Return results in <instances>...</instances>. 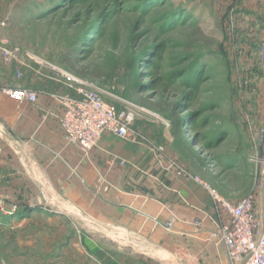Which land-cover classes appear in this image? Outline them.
<instances>
[{
    "label": "rangeland",
    "instance_id": "obj_1",
    "mask_svg": "<svg viewBox=\"0 0 264 264\" xmlns=\"http://www.w3.org/2000/svg\"><path fill=\"white\" fill-rule=\"evenodd\" d=\"M45 1L0 0V41L42 64L34 91L72 95L65 74L87 82L134 113L136 141L225 199L253 197L264 214V0H82L50 13ZM5 67L12 79L0 91L17 79ZM28 177L31 190L0 192V208L16 210L0 213V264H118L100 249L130 238L86 217L48 177Z\"/></svg>",
    "mask_w": 264,
    "mask_h": 264
},
{
    "label": "crops",
    "instance_id": "obj_2",
    "mask_svg": "<svg viewBox=\"0 0 264 264\" xmlns=\"http://www.w3.org/2000/svg\"><path fill=\"white\" fill-rule=\"evenodd\" d=\"M40 78L24 71L12 81L39 90ZM11 79L0 64L1 84ZM37 92L35 104H17L0 93V192L31 190L30 174L37 184L48 177L86 217L130 238L126 248H99L118 264H168L169 258L229 264L223 245L211 238L219 218L209 192L190 177H177L169 154L108 134L85 153L60 129L62 108L52 95L61 91Z\"/></svg>",
    "mask_w": 264,
    "mask_h": 264
},
{
    "label": "built area",
    "instance_id": "obj_3",
    "mask_svg": "<svg viewBox=\"0 0 264 264\" xmlns=\"http://www.w3.org/2000/svg\"><path fill=\"white\" fill-rule=\"evenodd\" d=\"M7 22L8 19H4L0 27H6ZM36 59L30 52L20 47H8L0 41V64L15 65L17 79L22 78L24 71L44 76L42 64ZM261 60L264 66V43ZM50 69L53 70L51 67ZM64 77L74 83L69 85L73 94L57 95L55 99L62 108L59 126L69 144L89 153L98 146L103 135L107 134L124 141L136 142L137 137L131 131L135 121L132 111H116L87 82L66 74ZM0 93L17 104H35L39 97L37 91L25 87H4ZM259 162L264 169V155ZM118 164L124 166L125 162L121 160ZM175 173L177 177L192 178L209 192L219 218L218 227L211 238L223 245L229 264H264V214L256 210L253 197L238 202L230 201L184 170L175 168ZM4 211L0 208L1 214L11 216L16 210L12 208L7 209L6 213Z\"/></svg>",
    "mask_w": 264,
    "mask_h": 264
},
{
    "label": "trees",
    "instance_id": "obj_4",
    "mask_svg": "<svg viewBox=\"0 0 264 264\" xmlns=\"http://www.w3.org/2000/svg\"><path fill=\"white\" fill-rule=\"evenodd\" d=\"M82 0H46L45 1V5L42 6V9L45 10L44 12L50 13V12H54L60 8H64V7H69L73 4H76L78 2H80ZM43 15L45 13H42ZM102 23V19L101 17H99L98 19L95 20L94 23L89 24L83 31L82 34H79V37L76 40L77 45H79L80 42H84L83 39L88 36V34L94 30H97L98 27L101 25ZM65 61L63 63H65L69 69L73 70V65L71 66L70 62L67 59H64ZM81 74V73H79ZM35 210V209H31V208H26L23 211H18L14 216L18 217V218H25L27 216V213Z\"/></svg>",
    "mask_w": 264,
    "mask_h": 264
},
{
    "label": "water",
    "instance_id": "obj_5",
    "mask_svg": "<svg viewBox=\"0 0 264 264\" xmlns=\"http://www.w3.org/2000/svg\"><path fill=\"white\" fill-rule=\"evenodd\" d=\"M114 235L116 236V239L117 238H123V239L127 238L126 234L120 233L119 231H115V230H114ZM168 264H176V262L172 258H169Z\"/></svg>",
    "mask_w": 264,
    "mask_h": 264
}]
</instances>
